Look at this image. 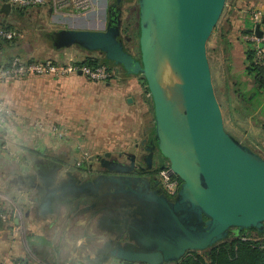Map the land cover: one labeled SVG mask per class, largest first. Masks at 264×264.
<instances>
[{
	"label": "water",
	"instance_id": "obj_1",
	"mask_svg": "<svg viewBox=\"0 0 264 264\" xmlns=\"http://www.w3.org/2000/svg\"><path fill=\"white\" fill-rule=\"evenodd\" d=\"M226 2L137 0L138 57L121 39L120 16L101 30L68 28L45 34L55 51L98 52L127 75L143 79L153 114L148 163L156 148L180 181L170 199L147 177L130 175L126 163L117 161L108 169L111 173L92 179L81 181L68 173L72 189L57 193L53 186L60 166L47 165L50 197L39 189L33 203L42 217L62 204L89 203L95 229L106 237L96 254L106 259L173 264L228 240L230 231L253 230L255 238L264 232V158L224 129L207 56ZM10 10V4L1 5L3 15ZM255 33L261 36L260 24ZM0 134H6L1 125ZM124 153L140 164V152Z\"/></svg>",
	"mask_w": 264,
	"mask_h": 264
},
{
	"label": "crops",
	"instance_id": "obj_2",
	"mask_svg": "<svg viewBox=\"0 0 264 264\" xmlns=\"http://www.w3.org/2000/svg\"><path fill=\"white\" fill-rule=\"evenodd\" d=\"M11 10L3 18L8 17ZM26 10L48 13L59 21H67L69 29H93L87 27L89 22L86 19L78 21L77 16L55 15L48 7ZM254 10L261 13L260 28L264 30V0L230 2L227 23L231 25L228 37L233 45L230 51L233 62L228 63V68L230 66V77H236L233 85L240 79L246 84L243 86L251 90L250 98L258 111L264 108V88L260 93L257 91L244 65L249 50L243 37L254 28L250 18ZM74 25L81 27L74 28ZM65 52L56 51L62 63L68 62L69 58L80 59L79 54L73 57ZM136 79L122 75L114 80L94 83L81 75H33L2 84L0 100L6 103L11 115L9 123L4 126L6 134H0V138L9 148L22 149L33 157L70 144L74 148L96 151H134L145 137L152 136L153 127V118L148 115V100L151 98ZM24 123L31 124V127L24 128ZM60 157L64 158V154ZM23 191L16 188V196H26ZM27 199H21L24 204L18 207L13 197L0 193V264H14L16 261L23 264H68L72 261L67 260L69 253L72 259L77 254L74 247L95 237L92 227L87 226L92 219L86 221L87 225L80 223L77 226L68 218L61 222L57 217L51 218V214L33 215L31 208L35 204L28 196ZM86 229L89 235L85 234Z\"/></svg>",
	"mask_w": 264,
	"mask_h": 264
},
{
	"label": "rangeland",
	"instance_id": "obj_3",
	"mask_svg": "<svg viewBox=\"0 0 264 264\" xmlns=\"http://www.w3.org/2000/svg\"><path fill=\"white\" fill-rule=\"evenodd\" d=\"M132 1L133 0H131L130 4L124 5L125 8L123 11L122 34L130 39L129 41H125V44L136 56L138 55V5L137 0H134L133 2ZM93 2L95 5H97V3H100V0H93ZM230 2L231 0H227L221 18L207 44V56L210 64L214 91L222 110L224 129L242 144L247 145L252 150L264 157V108L258 111L254 110L256 104L254 101L249 102L252 92L249 88L244 87L246 84L240 81V79L236 80L239 85L238 88H234V78L236 77H230L231 70L228 68V53L222 40H220V31L227 28V15ZM91 13H88L85 16H88ZM97 18L98 17L95 16L92 18V21L87 18L89 22L87 27L93 29H103V24H97L93 27L92 22ZM2 21L13 25L16 30L19 31V36L16 38V42L19 45L20 57L32 58L38 61L62 63V61L57 58L56 51L51 49L49 42L45 39L43 34L45 35L48 32L70 28L69 24H67V21L65 23L59 21V19L57 20L55 17H51L48 15V13L39 14L35 10L27 11L25 9L22 11L21 15H10L9 17L2 18ZM73 27L80 28L81 26L74 25ZM132 34L137 35L133 41L130 37ZM65 51L68 56H79V50L76 48H69ZM53 59L55 61H53ZM136 80L141 85L142 90L146 92L147 90L144 81L140 80V78H137ZM148 101V115L152 119L153 114L151 100ZM18 123L20 124V122ZM29 125L31 124L24 123L23 126L24 128L31 127ZM23 138L26 137L24 136ZM72 147L74 148L75 146L73 144L65 145L58 147L57 149H50L48 150V153L36 155L38 157H33L27 151L22 149H11L4 144L1 145L0 193L6 194L7 197H13V200L17 206L21 207L22 203L24 204L23 200L21 199L26 198L28 201L27 193L23 189V192L26 194V196L24 195L23 198L22 196H16L17 186L14 182H12V177L16 174L29 173L32 168V162L35 160L48 158L46 154H52L51 156L61 158V153H63L64 157L68 158L69 165L67 166L71 171H75L76 168H78V165L86 168H89L90 165H92V173L97 174L98 159L103 157L106 152H111L113 155L117 153L116 151H96L91 149H82L81 147L73 149ZM107 264L118 263L109 262Z\"/></svg>",
	"mask_w": 264,
	"mask_h": 264
},
{
	"label": "flooded vegetation",
	"instance_id": "obj_4",
	"mask_svg": "<svg viewBox=\"0 0 264 264\" xmlns=\"http://www.w3.org/2000/svg\"><path fill=\"white\" fill-rule=\"evenodd\" d=\"M130 3L131 0H100V3H97L96 5V9L90 15L85 17L80 16L78 17V20H87L88 18L92 21V18L97 16L98 18L96 20L94 19L92 22L93 27L97 24H103L105 28L108 24L109 19L113 20L115 19V17L120 16V18L123 20V11L125 8L124 5ZM121 39L123 40L124 45H126L125 41L130 40L123 34L121 35ZM125 47L128 48L127 46ZM152 139V136L145 137V139L141 141L140 145L136 148V150L128 151V153H133L135 151L140 152V164L137 162L133 163L131 156H127L125 155V153L123 154V152H117L116 154H112L109 157H100L97 163L98 173L95 174L92 173L93 171L91 165L89 168L81 167L80 165H78V168H76L75 171H71L70 169H68L67 166L69 165L68 158H57L55 156H51L52 154H46L48 158L33 161L31 164V171L29 173L16 174L12 177V182L15 183L17 188L24 189L27 193L29 201H33L35 198H38L37 193L39 189L43 191L44 196L50 197V195H48L49 189L47 188L49 183V173L46 170L47 165L53 166L57 164L60 166L57 179L55 180V186L53 187H57V193H63L72 189V185L70 184L71 180L70 178L66 177L68 173H71L75 179H79L81 181L92 179L99 174L111 173L108 169L113 167L114 163H116L117 161H121L123 163H126L128 169H131L130 175L137 177H147L150 180L151 186L154 189L163 192L160 185L158 171L161 167L164 166L166 161L158 154L156 148H154L152 163L151 165L148 163V155L150 153V149L153 148ZM61 155H63V153H61ZM59 182H61V184H59ZM88 204L89 203L86 204L82 201L71 202L67 205L62 204L53 213V215H49L51 216V218L57 217V219H59V221L61 222H63L64 219L68 218V221H71V224H77V226L80 223L86 224V221H88V219H92L91 223L86 225L89 228L92 227L95 237H92L93 239L89 238V240L83 241L79 245L75 246L74 250L77 254L75 255L74 259H72L73 257L71 256V253L68 252L69 256L67 260H69V258L70 260H72L70 264H80V262L81 264H107L109 262H116L118 264H122L121 261L116 260L115 258L106 259L105 257H103V254H96V251L102 248V244L106 241V237L101 236L102 233L98 232L95 229V219L94 217H91L92 211L87 210ZM31 212L33 215L35 214L37 216H42L36 204L32 206ZM88 232L89 231L86 229L85 234L89 235ZM232 233L234 235L238 232L233 231Z\"/></svg>",
	"mask_w": 264,
	"mask_h": 264
},
{
	"label": "built area",
	"instance_id": "obj_5",
	"mask_svg": "<svg viewBox=\"0 0 264 264\" xmlns=\"http://www.w3.org/2000/svg\"><path fill=\"white\" fill-rule=\"evenodd\" d=\"M8 3L12 7L20 8H45L48 7L53 14L65 17L85 16L96 9L93 0H0L2 4ZM250 18L254 23V28L246 33L243 37L254 55V61L257 65L264 69V30L258 37L255 33V27L261 22V13L254 10L250 14ZM19 36V32L15 29H5L0 25V38L4 40H12ZM75 59H69L68 62L54 63L51 61H40L25 63L20 58H14L8 67L0 68V85L9 81L20 80L29 76H54L63 77L66 75H81L88 81L94 83H103L112 78H117L113 72H110L105 66H99L91 69L89 67L80 66L75 63ZM11 115L10 109L3 100H0V125L5 126L7 118ZM161 188L164 194L173 198L176 196L180 187V181L177 177L170 173L167 165L161 167L158 171ZM14 264H23L16 261Z\"/></svg>",
	"mask_w": 264,
	"mask_h": 264
},
{
	"label": "trees",
	"instance_id": "obj_6",
	"mask_svg": "<svg viewBox=\"0 0 264 264\" xmlns=\"http://www.w3.org/2000/svg\"><path fill=\"white\" fill-rule=\"evenodd\" d=\"M24 9L26 10V8L13 7L9 16L21 15ZM2 18L3 13L1 12L0 7V25L5 29L16 30L13 25L2 21ZM230 32L231 25L228 23L227 28L220 31V40H222L225 49L228 53V63L233 62L232 54H230V51L233 49V45L228 37ZM43 36L45 37L44 34ZM130 37L133 41V39L136 38L137 35L132 34ZM49 44L51 49L54 50L50 42ZM76 49L79 50L78 52L80 55V59L76 60L75 63L80 66L89 67L91 69L97 68L99 66H105L110 72H113L117 77L123 75L127 77L140 78V80H143L139 76L127 75L120 67L115 66L111 61L107 60L104 54L86 51L82 48ZM19 52L20 49L18 43L16 42V38L12 40H4L0 38V68L8 67L10 62L14 58H20L25 63L40 62L32 58H22L20 57ZM136 57H138V55H136ZM244 65L246 66L247 74L253 79L257 91L259 93L262 92V89L264 88V69L255 63L254 55L250 50L246 52V59L244 61ZM114 79L116 78H112L110 80ZM238 86V84H235L234 88H237ZM252 99L250 98L249 102H251ZM9 121L10 117L7 118V124L9 123ZM2 144L3 140L0 138V145ZM232 232L233 231L229 232L228 240L216 244L212 249L202 251L200 253L190 252L181 261L173 264H264V232L262 234H259L257 238L253 236V230L241 231L234 235Z\"/></svg>",
	"mask_w": 264,
	"mask_h": 264
}]
</instances>
